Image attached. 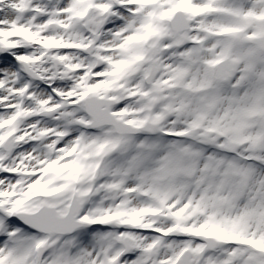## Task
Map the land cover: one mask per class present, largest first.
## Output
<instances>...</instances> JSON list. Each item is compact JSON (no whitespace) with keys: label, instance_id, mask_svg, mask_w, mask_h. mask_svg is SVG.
I'll use <instances>...</instances> for the list:
<instances>
[{"label":"snow or ice","instance_id":"6c2138e0","mask_svg":"<svg viewBox=\"0 0 264 264\" xmlns=\"http://www.w3.org/2000/svg\"><path fill=\"white\" fill-rule=\"evenodd\" d=\"M0 264H264V0H0Z\"/></svg>","mask_w":264,"mask_h":264}]
</instances>
